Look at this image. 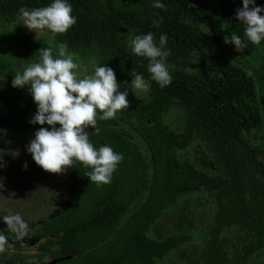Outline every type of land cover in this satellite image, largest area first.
Listing matches in <instances>:
<instances>
[{
  "label": "trees",
  "instance_id": "1",
  "mask_svg": "<svg viewBox=\"0 0 264 264\" xmlns=\"http://www.w3.org/2000/svg\"><path fill=\"white\" fill-rule=\"evenodd\" d=\"M154 2L68 0L76 24L64 34L45 29L43 37L32 38L22 34L19 10L52 0H0L7 33L21 26L12 43L0 46V130L25 134L41 127L30 123L37 112L30 86L12 87L14 75L23 72L18 56L38 62V50L50 48L44 38L66 42L71 52L84 49L83 55L114 70L127 99L138 94L114 119L101 120L97 110L98 135L86 129L97 149L108 145L123 160L108 184L90 182V169L77 161L70 168L75 206L66 215L64 245L80 252L67 264H179L171 253L202 236L196 264H264V41L253 45L244 36L245 25L235 18L242 0H160L165 9ZM256 5L264 7V0ZM149 32L157 44L161 34L168 38L172 82L163 88L151 80L147 58L129 47L136 35ZM232 33L245 49L224 43ZM132 70L143 75L149 91L132 88ZM15 161L13 155L0 157V176ZM130 183L149 194L116 227L135 198L127 194ZM189 197L188 219L195 197L203 198L198 208L215 207L206 229L184 234L183 224L149 235L167 210Z\"/></svg>",
  "mask_w": 264,
  "mask_h": 264
},
{
  "label": "clouds",
  "instance_id": "2",
  "mask_svg": "<svg viewBox=\"0 0 264 264\" xmlns=\"http://www.w3.org/2000/svg\"><path fill=\"white\" fill-rule=\"evenodd\" d=\"M242 5V8L236 9L235 18L245 25L244 36L247 40L259 45L264 41V15H261L264 7L257 6L256 0H242ZM152 6L166 8L160 0H155ZM72 12L68 0H52L44 7H22L19 16L29 31L37 33L38 30L47 29L52 33L64 34L77 22ZM153 24L160 26L157 21H153ZM167 39L165 34H161L157 44L155 34L149 32L136 35L129 44L134 55L147 58L151 80L161 88L172 82L167 64L170 50L165 47ZM224 43L234 45L237 52L247 47L235 33L225 36ZM37 53L39 61L27 65L22 73L17 72L12 80L13 88L30 86V95L37 105V112L30 123L41 127L35 132L27 151L36 165L47 173L63 174L77 161L90 169L87 174L90 182L110 183L123 155L108 145L97 149L90 142L86 129L90 127L99 134L97 110L102 113L101 120H109L114 119L121 110L128 109V91L119 90L115 72L107 64L96 67L94 75L78 78L73 71L78 65L73 62V54L68 51L66 42L58 45V55L55 57L52 48L42 47ZM131 76L133 89L149 91L148 82L142 74L132 70ZM2 181L0 177V188H3ZM0 221L15 232L18 239L27 235L29 225L19 214L0 217ZM6 244L7 237L0 234V253L6 250Z\"/></svg>",
  "mask_w": 264,
  "mask_h": 264
},
{
  "label": "rangeland",
  "instance_id": "3",
  "mask_svg": "<svg viewBox=\"0 0 264 264\" xmlns=\"http://www.w3.org/2000/svg\"><path fill=\"white\" fill-rule=\"evenodd\" d=\"M2 20H0V35H2L0 37V46L1 44L12 43L13 40H11L12 39L11 37L15 34L17 35L18 32H20L21 30V26H18L10 30L9 33H7L9 26L5 22L4 18H2ZM14 23L16 24V22ZM18 25H22V28L24 30L22 34L24 35H28L32 38L43 37L44 35V33L40 30H38L37 33H35L34 31H29L26 27H24L23 21L20 22L18 20ZM44 39H46V41L49 42L47 44L50 46V48L53 49V52L57 56L58 55V45H59L57 39L56 40L53 38H49V39L44 38ZM83 50L84 49H80L79 51H73V52L68 50L71 54H73V62L78 65V68L73 70L76 73L78 78H84L86 76L94 75L95 68L100 66L99 64H97V61H95L94 57L83 55L82 54V52H84ZM1 52L3 53L6 51L1 50ZM18 57L20 58L18 65H21L22 70H24V68L27 65H29V63L26 59L24 60L25 57H22V56H18ZM18 70L20 69L18 68ZM136 94H138V92L130 95V97L134 98ZM34 138H35V133H31V132H27L24 134V133H17L13 131H7V130L1 131L0 130V149H1L0 157L1 159L4 158V155L5 156L13 155L16 158V161L13 164L14 169H10V168L3 169L2 171L3 174L1 173L2 176H0L3 178V181H2L3 188H0V211L2 210L4 213L8 215L10 214H21L22 215L23 214V216L31 217L30 218L31 221L37 220V218H33L32 217L33 215L30 216L31 213L29 209L30 208L39 209L40 207H42V205L44 204L43 200L45 202L48 201V197L46 198H43V197L46 196L50 188L44 187L41 192L42 193L41 197L39 198L35 197L34 193L39 194L38 190L41 191V189L37 190L38 185L35 183H32L29 180L30 178L29 174H32V175L33 173L37 174L36 178L32 176L31 177L34 178L35 179L34 181H37L38 184H41L43 182V185H47L48 183L51 182L50 183L51 187H56V184L58 185V183L63 182L61 179L62 177L61 174L47 173L42 168L37 166L36 163L34 162L32 155L27 151V147L30 141ZM181 153L184 155L186 154L184 151H181ZM25 165H26V168H25ZM16 172H19L21 175L17 183L14 177V174ZM39 175H41V177H39ZM52 177H55V178L52 179ZM32 185L34 187H32ZM61 189L62 187L57 188L53 194L51 192L50 194L56 195L57 193H59V191H61ZM65 190H68V189L64 188V191ZM13 193L15 195H12ZM23 195H26L29 198L26 199ZM202 199L203 198L201 197L200 198L195 197V204L193 203L194 208H195V214L191 219H187L186 217L182 216V213L184 212L185 207H187L189 203L191 204L193 202V197L191 198L189 197L187 201L181 200V202L178 204L176 208L168 210L165 216L163 217L161 223H159L158 225L161 226L160 228L165 233L167 231L170 232V231L175 230L176 229L175 227H177L178 225L181 226L184 224L187 226L189 224L188 222H190V224L191 223L193 224L194 222L195 226L200 227L202 229H206L205 227L209 225L213 219L214 206L211 205L207 207L206 209L198 208L197 206L201 204ZM196 201H197V204H196ZM45 207H48V205L46 206L44 204L43 207L40 208L38 212L41 213L45 211ZM178 220L182 221L183 223H180V222L178 223ZM196 232L199 233L200 229H197ZM157 235L160 236L159 230H158ZM200 239H203V236ZM199 246L201 245L196 239L195 248L193 246H190L191 250H189L188 252H185V250L179 252V250H177L176 252H173V254L171 255V259L175 261L178 260V262L180 261L179 264H186L183 262L181 263L182 260L180 259V257L190 258L191 260L192 259L191 256L196 253L195 249ZM196 263H197L196 259H193L192 264H196Z\"/></svg>",
  "mask_w": 264,
  "mask_h": 264
},
{
  "label": "flooded vegetation",
  "instance_id": "4",
  "mask_svg": "<svg viewBox=\"0 0 264 264\" xmlns=\"http://www.w3.org/2000/svg\"><path fill=\"white\" fill-rule=\"evenodd\" d=\"M131 99H133V97H129L128 101H130ZM61 175H62L61 179L63 182H60L62 184H60L59 186H57L56 184V187L57 188L62 187V189L56 195H52L57 188L51 187L50 185L51 182L48 183L47 185H43V182L42 183L40 182L41 184H38L37 181H34L35 180L34 178L37 177V174L36 173H33V175L29 174L30 176L29 180L32 183H35L38 185L37 190L41 189V191L38 190L39 194L34 193L35 197L37 198L41 197V194H42L41 192L44 187L50 188L46 196L43 197V198L48 197L47 202L43 200V203L46 206L48 205V207H45V211H43L44 213L38 212L40 208L43 207L44 204L39 209L30 208L29 209L31 213L30 216L33 215L32 216L33 218H37V220H34V221L30 220L31 217L23 216V214L22 215L19 214L20 216L23 217L25 222L29 225L27 235L24 236L22 239H18L16 233L9 230L7 225H5L2 221H0V234L7 237V244L5 246L6 250L3 253H0V264H67V262L71 261L72 258L70 260H64L66 257L68 256L74 257V256L79 255L80 251L69 250L66 247V245H64V242H65L64 241V235H65L64 225L67 220L66 215L75 206L74 199L72 198L74 194L75 182L71 177L70 168H68L67 171ZM20 176L21 175L19 172H16L14 174L16 183L19 181ZM31 176L34 178H32ZM53 178L55 177H52V179ZM130 185L131 183L128 186ZM32 187L34 186L32 185ZM64 188L68 190L64 191ZM50 192L52 194H50ZM127 194L130 196H135V198H133L131 202L132 204H130V206L128 207L129 208L128 212L125 213L121 217L120 222L116 224V227L120 226L121 224L125 223V221H127V219L130 217L129 213L131 211H134L135 207H138L142 202H144V199L148 197L149 191L145 189H138L136 188V186L135 187L130 186L127 189ZM23 196L26 199L29 198L26 195H23ZM194 204H192V207H194ZM167 211L164 213L163 217L165 216ZM187 212H188L187 207H185L184 212L182 213V216L188 219V215L185 216ZM6 215L8 214L4 213L2 210L0 211V217L6 216ZM163 217L157 223L156 230L150 231L149 233L150 235H154L155 232L158 233V230L160 232V236L162 235V233H164V231H162L160 228L161 226L158 225L159 223H161ZM57 219L59 220L57 224L55 225L49 224V223L54 222ZM179 222L183 223L182 221L178 220V223ZM188 223L189 224L187 226L185 225L184 228L181 229L182 232L184 234L195 233V230H197L195 227L197 226H195L194 222L193 224L192 223L190 224V222ZM47 226H49L48 232H47V229H48ZM198 228L200 229V231L203 230L200 227ZM197 240L201 246L204 245L203 239L198 238ZM195 244L192 245L194 248H195ZM201 246L197 247L195 250H197L198 248H201ZM177 250H179V252L183 250H185V252H188L189 250H191V247L189 246L186 248L185 247L179 248ZM177 250H174L173 252H176ZM173 252L171 253V255L173 254ZM196 253L191 256L192 257L191 260L195 259ZM180 259H182V261H184L185 263H187L190 260V258H185V257L183 258L180 257Z\"/></svg>",
  "mask_w": 264,
  "mask_h": 264
},
{
  "label": "water",
  "instance_id": "5",
  "mask_svg": "<svg viewBox=\"0 0 264 264\" xmlns=\"http://www.w3.org/2000/svg\"><path fill=\"white\" fill-rule=\"evenodd\" d=\"M71 258H72V256H68L64 260H70Z\"/></svg>",
  "mask_w": 264,
  "mask_h": 264
}]
</instances>
